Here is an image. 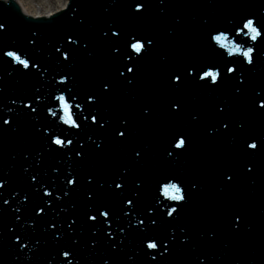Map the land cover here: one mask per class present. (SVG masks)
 Segmentation results:
<instances>
[{
  "label": "water",
  "instance_id": "95a60500",
  "mask_svg": "<svg viewBox=\"0 0 264 264\" xmlns=\"http://www.w3.org/2000/svg\"><path fill=\"white\" fill-rule=\"evenodd\" d=\"M21 1L22 0H18L22 10L30 14ZM153 1L156 2V0ZM174 1L175 0H172L171 2ZM245 1L247 2V5L242 11L244 16L254 14L262 21V23H264V0ZM97 2L98 0H95V3ZM169 2L170 0H165L164 3L159 4L164 12H166ZM239 2L245 4L244 0H239ZM232 3L237 5L238 1L232 0ZM118 4L119 3H115V7L118 6ZM261 5H263L262 13H260L259 9V6ZM6 7L10 11L13 9L17 11V6L12 0L6 4L0 2V22L5 23V30H0V50H8L9 47L21 49L22 54L27 53L29 56L35 58L34 62H40L41 70H43L44 67L49 68V71L45 73V76L50 79L47 80L41 77L36 69H32V73H29L28 70H23L22 66L11 64L10 58L4 57L2 51H0V77H2V79H0V89H2V91H0V107H16L10 104L11 99L23 97L25 94H31L36 88H41V92L45 95H48L50 92L53 97L58 95L59 93L54 90L56 86L52 85L54 76L64 73L74 76L75 90L80 92L81 97H83L85 101H87V95L93 94L94 90L99 91L101 89V81H111L110 87L112 88V91L106 95L99 96L98 102H87V105L95 106L99 109L101 116H98V120L107 117L110 120V125L100 128L99 124H92L89 118L86 123L89 124L90 127L83 129V135L79 137L85 141L87 156L82 161L79 158H76L77 163H74L64 155L63 151H48L46 149V144H43V140H41L43 135L42 129L37 133L36 128L31 127L37 123L51 124L55 133L59 134L61 132V127H57L56 124L52 123L55 118H46L45 103L48 107L56 109L59 114V109L56 107L58 106V103L54 102L52 99L46 102L42 101L41 105L38 107L40 121H33L30 116L21 115L19 118L14 117V121L18 122L19 125L17 131L12 133L11 131L7 132V130H0V179L6 180V175H2L1 173L5 172L7 169L6 165L9 162L12 163L18 158L22 163L25 153H32L30 148L33 147H27V145L32 141L33 137L36 136V133L38 136V147L37 149H34L33 154L30 155L28 159L26 158L28 160L26 164L31 165L29 173H40L43 164H49V162H52V164H50L52 169L60 168L61 171L66 173L69 168H71L73 172H79L76 187L73 188L72 186H68L69 195L65 196L63 200H54V204L51 205V210L57 212L58 216H60L52 222L56 224L55 229H48V227L40 229L36 228V225H33L34 220H36V222L44 220L49 214V207L43 205L42 189L37 192L33 187V185L39 187L37 181L22 182L20 175H14L11 173L17 177L16 182L10 184V181H8L4 188L0 189V192H3V196L0 197V207L4 209V211L0 213V264H39L37 259H32V255L37 256L42 264H49V261H51V264H68L69 261L71 264H77V261H79V264H103L105 259H109L110 264H127V261L130 264H201L199 260L201 256L206 258L204 264H234L236 260H239L240 264H264V237H262L261 233L264 231V220L260 219L259 228L257 229V234L260 236L258 241L252 239L254 233L251 232L250 227L246 229L247 232L245 233H243L242 228H240L239 232H234L232 238L227 235V231L224 232L225 229H221V231L219 230L221 228L220 225L223 226L234 220L232 213L236 212L234 207L237 202L240 203V195L237 191H234L235 199L230 198L232 204H229L228 202L224 205L222 204L224 199L229 198V195L223 193V196H219V191H222L223 188L220 186V177H217L218 174H216L220 169L218 166L214 167L217 171L211 175H206V168L211 169L210 162L206 164V167L200 164L195 165L196 173L198 174L196 181H200L202 187L197 186L196 189H192L191 187L188 188L186 186L189 189V200L187 204H182V207L178 212V219H176L179 225L187 228V234L190 236L189 241L181 243L179 238H177L175 246L170 248L168 253H165L163 256L157 254V260L151 261V257L146 255L147 249L142 244V239L148 235L155 237L164 236V238H167L166 235L169 233L170 229L169 225L164 224L165 226H163L164 220L161 222L158 221L157 225H150L149 232L147 233L140 231L138 227L134 228L135 225H133L131 230L126 229V231L132 234L134 238L129 237L128 235L124 238L122 244H118V242H120V238L123 234L117 231L116 225L121 223L123 224L121 227H124V224H127L128 221H114L113 228L116 232L114 238L109 239L102 230L103 232L100 231L97 233L98 235L96 234L97 236L94 237V239L98 241L96 245L91 243L92 240L89 241V238L93 235L90 225H93L96 222L87 221V213L92 214L90 212L92 207L88 208L87 205L88 202H93V198L88 196V192H93L94 196L97 198L95 202L98 204H110L112 208H117L116 212L119 214V210L123 207L121 206L123 202L121 197L116 194L120 193L121 189L115 188L114 183L109 186L108 182L111 181L116 174L123 173V169L127 168V173H123L125 175L127 186V192L125 195H130L129 193L133 190L138 191L140 193L139 211L144 212L151 217L152 214L147 213V208L156 203H152L151 205L147 204L148 202L144 199L145 195L143 196V189L148 192L149 190H153L157 194H159V192L156 187L150 185L149 188H144L142 184L137 185L136 180H139L140 177H142L140 176L141 173L146 171L149 166L155 164L159 166L163 165L161 157L163 160L165 159V161L168 159L166 156V149H168L169 141H171L173 135L177 132H185L189 134L190 139L193 135H198L199 128H195L198 124L206 122L210 117L209 112L216 109V100L219 99L220 101H223L234 92L228 91L220 93L218 90L215 91L213 87H205L203 82L197 83L193 79H190L183 87L177 86L179 82H177V85H173L171 75L179 68L195 64V61L190 58L186 59V56L192 48L194 54L200 52L196 48H198L199 43H202L199 42V37H197L198 42L191 43L190 45H182L186 43L184 37L181 36L182 32H180L179 28L182 29V27H178V21L184 20L186 17L185 12L187 10L180 5H175L174 9L176 17L169 20V26H164V31L162 33L166 36V33L174 32L176 38L174 37L173 40L176 41L178 38V46L181 45L180 52L183 56H175L173 58L171 53L167 54L164 52V46L155 43L154 46L151 47V51L139 64V73L142 75H137V80H139L138 83L127 85L125 79L117 80L118 77L113 78L115 82L112 81V78L102 74L100 69H93L89 72L87 70L86 61H83L85 58H83V60H72L73 57L70 56V63L63 61L60 63L61 66L55 63L50 64L54 59L52 55L50 56L43 51L44 48H46L45 45L50 41L56 43L58 37H60V41L64 40L66 33L78 34L79 27L77 25H71L66 31L61 30L59 36H55V33H51L50 30L47 31V35L39 34L35 27H28V25H26L25 28H18L15 21L8 19H13V16L6 14ZM212 12L213 9L211 8L206 14H211ZM204 13V9L198 7V14L203 15ZM23 18L28 20L25 16H23ZM135 19H137V17ZM197 31L202 35L204 33V28L200 27ZM33 33H35V35H33ZM30 40H34L35 44L29 43ZM237 42H240L239 38ZM165 43L167 44V42ZM261 43H264V39L261 40ZM97 47L102 53L106 52L109 54L110 52H114L113 48L117 47V44L113 43V46L111 47L99 44ZM41 50L42 54L40 53ZM152 54H154L159 60L157 61L154 59ZM105 58H102L98 62L95 61L94 65L98 63L101 66H105L107 65L108 59H112L110 56H106ZM225 58H227L226 52ZM223 59L224 58H219L218 60V57L216 56V59L214 60L212 57H209L204 63L216 62L218 60V62L222 64ZM228 59L231 60L232 58ZM171 67L173 68V71L168 73L166 69ZM110 70L113 71L112 69ZM113 74H116V71H114ZM125 74L126 76H131L127 72ZM251 81L259 82L255 77ZM157 86L168 87L172 89L174 93L178 92V95H184L182 97L177 95V97L166 94L162 100L161 98L164 95V91H152ZM79 87L85 89V94L84 92H81ZM103 91L107 93V90ZM173 102H180L181 108L173 110L171 108ZM151 105L154 111L145 113L144 108L151 107ZM19 107L23 109V105H20ZM192 108L195 109L194 112H192ZM24 111L30 112L31 110L25 109ZM32 115L36 114L34 113ZM193 116H196L197 119H193ZM121 119H127L128 121V130L125 133V137L116 136L114 131V129L118 130L120 127H124V125L120 123ZM131 121L134 122L132 128L129 125ZM28 126L31 128H28ZM3 128L8 129L6 125H4ZM63 130L66 132V138L73 139L74 145L77 144L76 140L78 139V136L75 132L80 133L81 130L76 129L69 133L67 132V126H65V129ZM98 131L101 136H92L94 140L88 144L89 139L87 132H89V136H91L92 133L96 134ZM202 133L203 131L200 134ZM14 134L15 137L12 140H17L15 141L16 144L14 147L17 146V142L24 141L27 144L24 143L23 145L22 143L21 147L25 149L20 151L18 155H16V153L12 155L14 148L11 149L8 145L14 144V142L10 143ZM149 135L151 138L148 137ZM98 137L103 139V144H101L99 148L96 147ZM35 142L36 139L34 140V143ZM148 142H150L149 145ZM190 145L191 140L189 146ZM210 146V153L214 154L213 151L215 146ZM55 147L56 146H53V148ZM69 147L71 148L72 146ZM5 148L8 150V154L11 158L6 159V157L1 156V153ZM45 150L49 152V154L46 155L44 159L40 158L39 163H37L36 153L39 151L42 154ZM136 150H142L141 157L135 156ZM236 154L235 163H228L226 171H232L233 177L237 179L238 173H242L241 177L244 182L247 179V175L252 173L251 177L256 180L257 186L263 185L264 187V160L259 164L258 162L251 160L250 153L245 152L244 150L242 152H237ZM59 155L64 157L55 162ZM192 155V152L186 150L179 157H169V159L171 162L179 159L184 160L185 158L188 160ZM243 159H245L244 163L242 161ZM187 163L190 168V162ZM247 163L253 164V171L251 173L247 171L243 173L242 171L246 168ZM39 165H41V168ZM241 166L242 168L239 169ZM52 169L51 172L43 174L40 179L43 180L45 186H52V194L55 198L57 195L55 189H61L60 195L63 196L62 189L65 186V181L64 176L58 178L57 173H54ZM107 170H110L112 174H109ZM6 172L9 173V171ZM88 176H92L93 180L90 182L87 181ZM222 178H225L224 175ZM157 180L159 182L164 181L160 178H157ZM100 181H104L103 188H100ZM152 185L157 186L158 183L153 182ZM6 186L7 190H5ZM12 191L19 192V196L10 198ZM25 194L29 195L27 201L23 200ZM4 198L10 199L9 204L4 205L2 203ZM254 200H258L256 205L260 204L258 210L257 208L256 210H252L251 208L245 210L244 208H241L237 213H245V215L242 214V223L240 221H237L236 223H241V225L247 224L248 222H251V216L258 217L259 219L260 216L264 215V212L260 213L264 208V206H262V204H264V198H254ZM14 201L16 202V205L10 207V210L12 211L15 207H19L20 212H9L7 210V207H9ZM247 202L249 201L246 200L245 204H247ZM134 203H136V201H134ZM166 204H169V200L166 201V199H163L162 202H160L159 206L162 211ZM73 205H75V207H73ZM40 206L45 207V212L37 214L35 209ZM61 209H63V211H61ZM203 210H205L206 215L200 219L195 213L202 212ZM209 210L214 211V215L211 214L212 217L207 214ZM133 211H135V209ZM217 211L221 213L220 218H217ZM16 216H20L21 219L17 221L15 219ZM52 216L53 218L55 217L54 215ZM73 218H75V224L77 225H72V228L75 230L74 232L69 230L68 223H65ZM130 219L131 213H129V220ZM47 221L49 222L51 219L47 218ZM148 223V220H145V224L148 225ZM12 225H15V229L10 232L9 227ZM212 230L215 231L216 235H210L213 232ZM57 231H61L62 238L54 240L53 234ZM20 233L29 237V239L23 240V242L28 245L27 248L20 249L19 242H15V244L13 242L12 237ZM228 237L230 240H228ZM236 238H239V241H243V245H241L243 247H237L238 239ZM36 240L40 241L39 246L35 244ZM136 241L138 242L136 243ZM216 242H223L221 248L226 250L225 253H223V249L221 248V250L216 249L218 254L212 248H209L210 244L212 246L213 243ZM112 243H116L118 249H112ZM256 245H259L258 248ZM91 248L94 250L92 251ZM69 249H71L74 254L77 251L78 252L75 255L61 257V254L59 253ZM140 249H142V251H140ZM162 250L163 245H161V251ZM152 251L153 250H150V252ZM81 252L84 254L90 253L91 255L88 257L85 255L84 258H81L79 257ZM5 253L7 254L6 257H4ZM50 256H52V258L48 259ZM129 256L134 257V259L129 261Z\"/></svg>",
  "mask_w": 264,
  "mask_h": 264
},
{
  "label": "snow or ice",
  "instance_id": "6c2138e0",
  "mask_svg": "<svg viewBox=\"0 0 264 264\" xmlns=\"http://www.w3.org/2000/svg\"><path fill=\"white\" fill-rule=\"evenodd\" d=\"M160 3H164V0H160ZM132 15H143L146 9L145 0H132V3L129 4ZM81 23H83V19L81 18ZM231 23V22H230ZM5 29V23L0 22V30ZM109 31L111 32L112 37H121V30L119 26H112L109 24L108 30L103 32L104 37H109ZM35 35V33H33ZM247 37V40L244 42H237L238 38ZM264 39V23H262L256 15L248 14L241 17V23L237 26L235 23H232V26L228 30H221L220 28L212 29L209 32V46L212 48V51L216 53L218 60L219 58H224L223 63H219L218 60L216 62L209 63H195L191 66H184L182 68L177 69L171 75V81L173 85H177L179 87H183L185 83L189 82L190 78L195 80L197 83L203 82L205 87H213L218 86L222 82L228 81L231 79L232 81L237 82V86H235V93L242 94V89L245 86V78L246 73L243 71L244 65L254 66L256 62V52L258 51V45L261 40ZM67 43L64 40H61L57 46L55 51L60 53L64 61H70V53H74L76 51V46L81 44V38L76 35H67L66 37ZM155 37H149V35H140L138 33L130 32L128 34V39L124 42V47L126 51L122 55V59L120 61L119 77H124L127 85H133L137 78V73L134 72V68L139 67L140 62L144 59V57L151 51V46H154ZM29 43L35 44L34 40H30ZM85 48H87V44H85ZM63 49V51H61ZM223 49L224 51H221ZM2 51V55L4 57L10 58V63L17 66H22L23 70H28L29 73H32V69H36L41 77L49 80L50 78L45 76V73L49 71L48 67H44L41 70V64L39 61H35L34 57L29 56L27 53L22 54L21 49H17L15 47H9L8 50H0ZM114 52L120 53L119 47L113 48ZM225 52L227 54V58H225ZM92 55V52L88 53ZM228 58H232L229 60ZM60 63V60L58 59ZM31 66V68H30ZM240 69V71H238ZM131 73V76H126L125 73ZM11 74V73H10ZM228 74H231L229 76ZM118 77V78H119ZM183 77V79H182ZM2 79V77H0ZM111 81L104 82L101 81V89L99 91L94 90L93 94L87 95V101L98 102L99 96L106 95L111 93L112 88L110 87ZM55 85V91L58 92V95L54 97L51 95V92L48 95H45L41 92V88H36L35 91L31 94H25L23 97H16L10 100V104L16 107H0V130H11L13 132L18 129V122L14 121V117L19 118L21 115L30 116L33 121H40V115L38 114V107L41 105V102L49 101L52 99L54 102H58L59 114L56 109L53 107H48L47 104H44L46 109V118H55L52 123L56 124L57 127H61L63 125L67 126V132L71 133L73 130L80 129V133L75 134L78 136L77 144L74 145L73 139L66 138V132L61 130L59 134L54 132L51 124L45 123H37L36 131L39 133L42 129L43 136L42 139L46 142V149L48 151H63L64 155H66L70 160L74 163H77L76 158H79L81 161L84 160L87 156V149L85 148V141L80 139L79 137L83 135V129L90 127L86 122L91 120L92 124H99L100 128L105 127L106 125H110V120L107 117L101 118L98 120V116H101L99 109L95 106L87 105V101H85L79 91L75 90V78L71 74L64 73L54 76L53 84ZM103 90H107L105 93ZM2 91V89H0ZM39 93V94H37ZM80 101V102H76ZM76 102V103H74ZM253 102L256 106V111L264 110V88L258 89L256 91L255 96L253 97ZM23 105V109L19 106ZM172 109H180V102H173L171 104ZM25 109H30V112H25ZM220 111H224V105H220ZM145 113H150V109L145 107ZM36 115H32V114ZM193 119H197L196 116H193ZM120 123L124 125V127H120L118 130L114 129L116 136L125 137V133L128 130L127 119H121ZM8 125L9 129H4L3 126ZM83 125V128H82ZM224 129L229 127L228 122H224L222 124ZM239 127H243V124H240ZM209 131H218V129H209ZM88 139L91 140L92 137L88 136ZM190 136L185 132H177L173 135L171 141H169V147L166 149L167 157H179L182 153H184L189 147ZM103 144V139L98 137L96 141V147L99 148ZM53 146H56L53 148ZM69 146H72L71 148ZM246 148L254 150L253 155L257 152L264 150V145L260 144L259 138H250L246 141ZM179 150V151H177ZM74 154V155H73ZM28 153H25V157H28ZM142 150H136L135 156L141 157ZM41 157V152L36 153V160L39 163ZM28 167H25V172L28 171ZM246 169L248 172L253 171V164L247 163ZM52 171L57 173L58 178L63 175L65 186L62 189L63 196L60 195L61 189H55L57 192L56 197H53V189L51 185L45 186L43 180L38 181V175L36 174L31 176L32 181H37V185H33L37 192L41 189L43 191V205L51 206L54 204V200H63L65 196L69 195L68 186H72L73 188L77 185V177L79 176V172H73L71 168L63 174L61 173L60 168H53ZM128 169H123V173H127ZM123 173L116 174L111 181H109V186L112 183L115 184V188L121 189L120 193H117L119 197H121L123 204L125 207L120 209L122 216L117 214L116 210L112 208L110 204H98L90 209L92 214L87 213V219L89 221L96 222L93 225H90L91 231L93 235H96L101 230H103L106 236L109 239L115 237L116 232L113 228V222L119 221L123 222L127 220V224L124 227H120L118 224L116 228L123 236L120 238V243H123L125 237L128 236L129 232L126 229L131 230L132 226L135 225L142 232H149L150 225H157L158 221L161 218L173 217L172 222H168L169 224V233L166 235L167 238L163 237H155V236H146L142 239V244L146 245V249L153 250L152 252L146 253V255L151 257V261L157 260V254L163 256L165 253H168L170 248L174 247L179 238L181 243L187 242L190 240V236L187 234V228L181 226L179 224H175L174 221L178 219V212L182 207V204H187L189 200V189L186 187L183 179L179 177H173L169 179L168 177H164L168 182L163 184H158L159 193L166 199L172 201L171 205H165L164 210L166 209V213L164 210L162 211L159 206V201L155 205L147 208V213L152 214V216H148L144 212L139 211L140 207V193L136 190H133L130 195H125L127 192V186L125 182V175ZM225 183H229L233 181V173L226 172L224 173ZM87 179L89 181L93 180L92 176H88ZM7 180L0 179V189H3ZM141 181H137V185H140ZM104 181H100V188H103ZM192 189L197 188L196 183L191 184ZM3 196V192H0V197ZM19 196V192L12 191L10 198ZM88 196L93 198V203L95 204L96 197L93 192L89 191ZM46 198V199H45ZM29 199V195L25 194L23 196V200L27 201ZM10 199L4 198L2 203L4 205L9 204ZM136 201V203H134ZM131 206V207H128ZM75 207V205H73ZM135 209V211H133ZM4 209L0 207V213H2ZM15 212H20L19 207L14 208ZM36 213L45 212V207L40 206L35 209ZM63 211V209H61ZM129 213H131V219L129 220ZM174 214H177L174 216ZM234 220L231 222L232 230L235 232H239L242 223V213L233 212ZM154 217V218H152ZM103 218V219H99ZM15 219L19 221L21 219L20 216H16ZM145 220H148V225L145 224ZM240 221L241 223H236ZM36 220L33 221V225H35ZM76 223L75 218L71 219L68 222V229L74 232L75 230L72 228V225ZM99 225V228H98ZM107 226V227H105ZM50 228L55 229L56 224L50 223ZM251 227V225H249ZM15 229V225L9 227V231H13ZM178 229V231H177ZM183 234V235H182ZM210 235H214L211 233ZM61 237V231H57L53 234V239L56 240ZM13 242H19V248L24 249L27 248L28 245L23 242V240L29 239L27 235L22 233L16 234L12 237ZM77 242V241H76ZM93 245H96L98 241L93 239L91 241ZM35 244L39 246L40 241L36 240ZM161 245H163V250L161 251ZM111 248L116 250L118 249V245L116 243L111 244ZM142 251V249H140ZM63 257H68L70 255H74L71 249L62 251ZM129 261H132L134 257L129 256ZM205 257L201 256L199 258L201 264H204ZM51 264V261H49ZM68 264H71L69 261ZM79 264V261H77ZM103 264H110L109 259H105ZM234 264H240L239 260H236Z\"/></svg>",
  "mask_w": 264,
  "mask_h": 264
},
{
  "label": "bare ground",
  "instance_id": "6f19581e",
  "mask_svg": "<svg viewBox=\"0 0 264 264\" xmlns=\"http://www.w3.org/2000/svg\"><path fill=\"white\" fill-rule=\"evenodd\" d=\"M21 2L25 5L27 11L34 16L36 14H49L62 8L67 0H22Z\"/></svg>",
  "mask_w": 264,
  "mask_h": 264
}]
</instances>
